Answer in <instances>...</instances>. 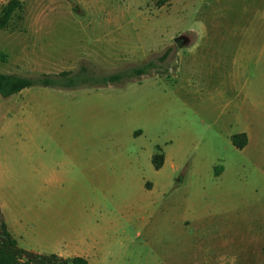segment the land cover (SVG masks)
Returning <instances> with one entry per match:
<instances>
[{"label":"rangeland","instance_id":"obj_1","mask_svg":"<svg viewBox=\"0 0 264 264\" xmlns=\"http://www.w3.org/2000/svg\"><path fill=\"white\" fill-rule=\"evenodd\" d=\"M167 48L140 78L0 95V212L19 248L264 264V0H21L0 72H114Z\"/></svg>","mask_w":264,"mask_h":264},{"label":"trees","instance_id":"obj_2","mask_svg":"<svg viewBox=\"0 0 264 264\" xmlns=\"http://www.w3.org/2000/svg\"><path fill=\"white\" fill-rule=\"evenodd\" d=\"M167 1L156 0V5L160 6ZM20 6L21 0H7L0 7V29L7 25L12 13ZM170 50L167 48L155 59L114 72H103L86 64L80 65L77 70L60 71L55 74L45 73L39 76L0 72V95L7 97L33 85L60 88L92 87L140 78L152 72H160L161 62L168 56ZM230 140L236 148H243L247 142L244 132L232 134ZM162 162V153L152 155L151 163L154 169H159ZM0 264H88V261L82 256L62 257L55 253H36L19 248L0 212Z\"/></svg>","mask_w":264,"mask_h":264},{"label":"crops","instance_id":"obj_3","mask_svg":"<svg viewBox=\"0 0 264 264\" xmlns=\"http://www.w3.org/2000/svg\"><path fill=\"white\" fill-rule=\"evenodd\" d=\"M257 80H263V81H264V78L257 79ZM258 84L262 85V84H264V82H260V81H259ZM254 106H261V107L264 109V91L258 94V98L254 100ZM241 132H244V133L246 134V138H247L246 145H247V144H248V139H249V134H248L247 132H245V131H241ZM238 133H239V132H238ZM2 217H3V216H2ZM3 219H4V218H3ZM4 221H5V220H4ZM5 223H6V225H7L8 230L10 231V226H9V224H8L6 221H5ZM10 233H11V231H10ZM11 234H12V233H11ZM12 236H13V234H12ZM13 237H14V236H13ZM55 254H58V255H60V256H62V257L82 256V257L86 258L87 261H89V259H91L90 256H88V254H87L86 252H83V251H81V250H78V248H76V249L74 248L73 251H71V252H67V253H64V252L58 251V252H56ZM88 264H89V262H88Z\"/></svg>","mask_w":264,"mask_h":264}]
</instances>
